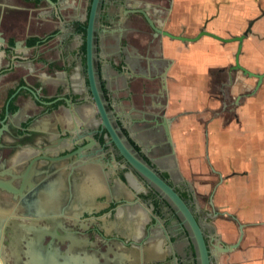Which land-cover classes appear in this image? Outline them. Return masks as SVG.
<instances>
[{"label":"flooded vegetation","instance_id":"1","mask_svg":"<svg viewBox=\"0 0 264 264\" xmlns=\"http://www.w3.org/2000/svg\"><path fill=\"white\" fill-rule=\"evenodd\" d=\"M92 3L0 0V264H198L183 216L132 167L108 124L184 199L203 230L211 264H231L244 228L264 222L245 223L239 244L220 251L238 239L240 221L214 208L215 181L200 195L169 169L176 159L172 128L180 116L194 114L207 142L212 122L241 123L237 106L247 98L255 126L264 76L257 86V77L229 70L238 46L232 40L233 62L206 76L218 105H208L206 85L198 108L169 112L176 55L189 60L182 53L192 43L214 37L189 39L207 29L203 23L190 34L173 18L172 0H97L94 11ZM244 78H252L251 85ZM227 80L243 83L229 100L222 92ZM217 218L233 224V237L224 238Z\"/></svg>","mask_w":264,"mask_h":264},{"label":"crops","instance_id":"2","mask_svg":"<svg viewBox=\"0 0 264 264\" xmlns=\"http://www.w3.org/2000/svg\"><path fill=\"white\" fill-rule=\"evenodd\" d=\"M170 10L173 18L185 22L190 34L203 23L207 30L221 36L239 34L249 26L241 43L240 63L254 72L264 71V0H172ZM235 48V41L220 42L205 36L191 44L190 52L182 53L189 60L178 53L169 82V112L198 108L199 93L205 91L206 85L208 105H218L219 97L212 94L215 90L209 88L210 78L206 76L232 63ZM201 72H205L204 78ZM230 74L223 71V76ZM236 77L241 75L236 72ZM242 80L248 85L253 81ZM226 84L222 92L227 100L237 96L243 86L238 80L233 83L227 80ZM254 108L255 126L250 125L247 117L250 109L247 98L246 104L237 106L241 123L212 122L207 142L201 122L194 114L180 116L172 128L176 159L169 163L175 177L188 181L197 194H207L210 183L215 181L214 208L235 214L247 225L264 222V82L256 93ZM253 154L255 157L251 158ZM216 224L224 238L230 239L234 234L229 221L217 218ZM244 229L242 247L231 264H264V225Z\"/></svg>","mask_w":264,"mask_h":264},{"label":"water","instance_id":"3","mask_svg":"<svg viewBox=\"0 0 264 264\" xmlns=\"http://www.w3.org/2000/svg\"><path fill=\"white\" fill-rule=\"evenodd\" d=\"M97 5V0H93L92 3V10L94 11ZM93 17L90 18L88 32H87V47H88V67L91 81L93 82V75H92V62H91V46H92V39H93ZM247 31L245 30L242 34L223 37L215 32L202 29L200 32L194 36L190 37L189 39L195 40L202 34H207L213 36L216 39L222 41H232L237 40L238 46L236 52L234 54V64H232L229 70H237L241 69L244 73H247L249 76L253 75L257 77V86L259 85L261 79L264 76V72H254L246 69L243 65L239 63V52L241 50V43L243 37H245ZM168 120V119H167ZM111 131V134L116 141V143L123 147L124 154L127 157L129 163L132 165L134 169H136L139 173L145 176L150 182H152L155 186H157L160 191L166 196L176 207L177 211L183 216V221L189 226L191 230V238L193 239L195 249L197 252V259L198 264H211V259L209 255V248L204 238L203 230L201 229L197 219L195 218L194 214L192 213L191 209L188 207L184 199L180 196V194L175 190V188L170 185L163 177L159 175V172L155 170L147 161L143 160L142 158L136 156L135 154L131 153L129 150L125 148L121 140L115 135L114 130L107 125ZM245 223L239 222L238 229H239V237L234 243L225 244L224 247L220 248V251H231L233 250L241 241L243 235V226ZM216 241L219 242V238H216Z\"/></svg>","mask_w":264,"mask_h":264},{"label":"rangeland","instance_id":"4","mask_svg":"<svg viewBox=\"0 0 264 264\" xmlns=\"http://www.w3.org/2000/svg\"><path fill=\"white\" fill-rule=\"evenodd\" d=\"M198 197V196H197ZM200 199H201V203L202 204H204V205H202L203 207H208V208H210L209 207V205H208V203H207V201H206V197L204 196L203 198H201V196L199 197ZM204 199V200H203Z\"/></svg>","mask_w":264,"mask_h":264}]
</instances>
